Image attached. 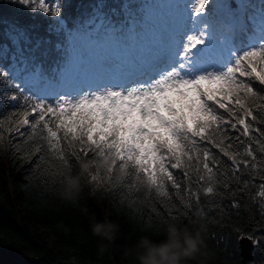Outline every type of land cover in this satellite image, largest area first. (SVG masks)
Listing matches in <instances>:
<instances>
[{
  "label": "snow or ice",
  "instance_id": "snow-or-ice-1",
  "mask_svg": "<svg viewBox=\"0 0 264 264\" xmlns=\"http://www.w3.org/2000/svg\"><path fill=\"white\" fill-rule=\"evenodd\" d=\"M17 5L43 15L9 16ZM84 7L10 0L0 14V95L14 105L0 150L28 157L46 186L87 174L94 189L142 195L164 224L223 227L248 201L264 217V0Z\"/></svg>",
  "mask_w": 264,
  "mask_h": 264
},
{
  "label": "trees",
  "instance_id": "trees-1",
  "mask_svg": "<svg viewBox=\"0 0 264 264\" xmlns=\"http://www.w3.org/2000/svg\"><path fill=\"white\" fill-rule=\"evenodd\" d=\"M93 2L95 0H72L73 4L85 6L81 11H90L87 5ZM106 2L119 6L123 0ZM9 4L10 0H0V14H5ZM7 14L20 15L21 19L43 15L39 11L32 13L19 5L15 9H7ZM52 39L49 55L44 58V66L49 70L59 57V52L54 47L56 37L53 36ZM4 104L5 100L0 95V117L14 110V105H8L5 109ZM35 160L33 157L32 161ZM50 163L55 164V161ZM41 168L51 171L48 164L42 163ZM170 170L174 175L177 172ZM80 171L77 165L76 174ZM44 181L45 177L40 175V170L33 171V163L29 162L28 157H14L11 147L7 151L0 150V249L36 257L43 264H56L60 261L80 264H138L134 249L142 237L147 236L156 242L166 239L165 224L156 218L150 201L142 195L139 199L127 194L121 196L116 190L106 191V185L94 189L85 174L81 178L79 194L75 198H68L59 182L46 186ZM255 183H260L259 178ZM169 191L175 190L169 187ZM252 191L255 192L256 189L253 188ZM204 199L202 195V202ZM96 201L106 210V217L100 216L94 205ZM176 202L179 204L178 200ZM225 203L230 201L225 200ZM248 203L249 208H241L239 216L233 214L230 220L225 219L223 227L209 220L207 231L201 230L195 216L192 224L182 217L180 221L183 224L201 233L205 245L201 255L189 260L187 264H264V217L261 216L258 203ZM154 206L167 215L162 204L156 202ZM209 216H216V211L209 212ZM109 224L113 226L110 230L112 239H102L100 235L94 234L95 225ZM105 231H108L106 227ZM241 233L261 238L254 243L253 262L244 263L240 256L239 242L242 239H238V236Z\"/></svg>",
  "mask_w": 264,
  "mask_h": 264
},
{
  "label": "clouds",
  "instance_id": "clouds-1",
  "mask_svg": "<svg viewBox=\"0 0 264 264\" xmlns=\"http://www.w3.org/2000/svg\"><path fill=\"white\" fill-rule=\"evenodd\" d=\"M86 172V168H81ZM68 185H71L70 187ZM81 189V177L77 176L66 182L65 195L75 198ZM105 227L108 231H105ZM112 225H95L94 234L100 235L102 239H112L110 230ZM166 239L156 242L142 237L135 249L138 264H187L191 259L197 258L205 247L201 233L190 229L188 225L180 220H168L165 223Z\"/></svg>",
  "mask_w": 264,
  "mask_h": 264
},
{
  "label": "water",
  "instance_id": "water-1",
  "mask_svg": "<svg viewBox=\"0 0 264 264\" xmlns=\"http://www.w3.org/2000/svg\"><path fill=\"white\" fill-rule=\"evenodd\" d=\"M240 256L244 263L253 262L255 255L254 243L244 238L240 240ZM0 264H43L33 256L19 254L16 252L0 249ZM56 264H80L77 262H58Z\"/></svg>",
  "mask_w": 264,
  "mask_h": 264
},
{
  "label": "rangeland",
  "instance_id": "rangeland-1",
  "mask_svg": "<svg viewBox=\"0 0 264 264\" xmlns=\"http://www.w3.org/2000/svg\"><path fill=\"white\" fill-rule=\"evenodd\" d=\"M94 205H95L97 211L99 212L100 216H102V217H106L107 216V212L103 208V206L101 205L100 202L96 201V202H94Z\"/></svg>",
  "mask_w": 264,
  "mask_h": 264
}]
</instances>
